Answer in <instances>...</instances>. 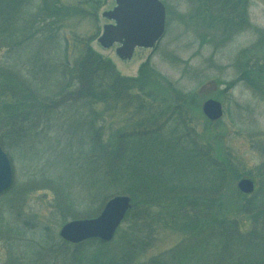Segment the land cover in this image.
I'll return each mask as SVG.
<instances>
[{"label": "trees", "instance_id": "1", "mask_svg": "<svg viewBox=\"0 0 264 264\" xmlns=\"http://www.w3.org/2000/svg\"><path fill=\"white\" fill-rule=\"evenodd\" d=\"M86 4L95 11L98 2ZM72 11L79 10L58 0H0V146L9 149L30 135L58 137L56 141L63 142L61 163L76 162L85 168L93 195L101 201L83 217L95 216L114 193L131 198L132 208L124 220L135 239L143 235L136 226L182 224L184 239L151 264H264L263 183L250 195L237 189L227 192V166L209 147L199 145L177 109L171 111L173 135L163 136L160 123L168 119L161 121L133 90L144 89L147 63L140 65L135 77L120 75L110 60L90 47L94 34L63 32L74 16ZM92 11L85 12L84 18L94 20ZM176 93L174 99L181 104L184 98ZM98 106L101 112L93 110ZM118 108H133L139 120L130 130L118 129L106 136L98 124L100 116ZM175 142L182 147L176 149ZM54 193L61 220L80 217L60 191ZM227 197H235L237 204L228 209L204 204ZM31 230L27 226V233ZM21 231L12 225L1 232L20 236ZM146 233L149 239L152 231ZM126 236V231H120L109 242L91 239L73 245L69 258L82 264L90 252L88 264H127L137 249L128 241L125 246L133 248L122 250ZM27 247L32 253L27 264H44L34 259L44 253L30 244ZM19 260L9 256L6 264H21Z\"/></svg>", "mask_w": 264, "mask_h": 264}, {"label": "rangeland", "instance_id": "2", "mask_svg": "<svg viewBox=\"0 0 264 264\" xmlns=\"http://www.w3.org/2000/svg\"><path fill=\"white\" fill-rule=\"evenodd\" d=\"M58 1L65 7L79 10L70 13L74 16L67 20L63 32L67 35L70 32L94 34L90 47L110 60L120 75L135 77L140 65L147 63L144 89L133 90L152 106L151 112L162 118L161 121L168 119L167 123H160L163 136L173 135L175 118L171 111L177 109L186 117L187 129L195 134L199 145L209 147L213 156L227 166L230 172L227 192L233 190L235 193L236 182L241 177L252 179L256 186L263 183L264 190V0H161L166 8L164 36L154 49H136L128 60L117 56L115 46L104 48L96 40L103 25L111 22L102 13L112 9L115 0H93L95 4L98 2L95 11H92L93 6L86 4L88 0ZM90 11L96 15L94 20L84 18ZM175 92L178 98L183 96L181 104L174 99ZM209 98L222 105L223 115L217 122L208 121L202 113L201 105ZM93 110L101 112L100 106ZM100 118L98 124L104 127L106 136L114 130H130L139 120L133 108H118L102 113ZM175 133L182 134L177 130ZM57 138L30 135L22 141L11 140V147L4 148L12 165L13 181L10 189L0 194V264H6L9 256L18 257L21 264L29 263L28 258L32 256L27 248L29 244L35 251L44 253V257L34 258L40 263H80L69 258L68 252L73 246L64 245L57 234L63 223L76 218L61 220L58 208L54 207V192L60 191L65 202L72 205L80 217L93 211L101 201L97 202L93 195L85 168L80 169L76 162L61 163L59 153L63 151V142L56 141ZM179 145L175 142L176 149L182 147ZM238 174L241 175L237 177ZM211 179L208 175V180ZM241 201L245 199L241 197ZM177 202L183 200L177 199ZM237 202L235 197H227L223 201H204V204L215 207L222 204L228 209ZM158 211L160 209L154 212ZM12 225L21 228L22 235L6 236L1 232ZM27 226L32 228L28 233ZM129 227L124 220L116 233H128L122 250L133 248L125 246L128 241L137 249L127 264H151L152 259L164 255L182 241L185 234L182 224L175 227L171 223L166 228L141 225L136 226L137 233H143L138 240L133 238L136 235H129ZM146 230L152 231L151 243ZM89 254H85L89 258L82 264L89 263Z\"/></svg>", "mask_w": 264, "mask_h": 264}, {"label": "water", "instance_id": "3", "mask_svg": "<svg viewBox=\"0 0 264 264\" xmlns=\"http://www.w3.org/2000/svg\"><path fill=\"white\" fill-rule=\"evenodd\" d=\"M111 10L102 15L113 23L103 25L102 34L97 38L104 48L114 43L121 44L116 53L121 59L131 58L136 47L151 48L161 38L165 29V8L159 0H115ZM203 114L210 120L222 116L221 103L215 99H207L202 104ZM12 182L9 158L0 147V192L8 189ZM238 189L250 194L254 183L249 178H241L237 182ZM130 208L127 195H116L106 200L99 215L93 218L76 219L65 223L59 235L66 242L78 243L88 238H99L109 241Z\"/></svg>", "mask_w": 264, "mask_h": 264}]
</instances>
